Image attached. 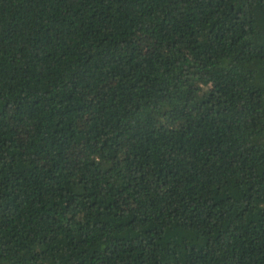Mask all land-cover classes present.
<instances>
[{
  "label": "trees",
  "instance_id": "1",
  "mask_svg": "<svg viewBox=\"0 0 264 264\" xmlns=\"http://www.w3.org/2000/svg\"><path fill=\"white\" fill-rule=\"evenodd\" d=\"M0 264H264V0H0Z\"/></svg>",
  "mask_w": 264,
  "mask_h": 264
},
{
  "label": "rangeland",
  "instance_id": "2",
  "mask_svg": "<svg viewBox=\"0 0 264 264\" xmlns=\"http://www.w3.org/2000/svg\"><path fill=\"white\" fill-rule=\"evenodd\" d=\"M246 62H247V61H241V60H239V61H238V65H239V66H243Z\"/></svg>",
  "mask_w": 264,
  "mask_h": 264
}]
</instances>
